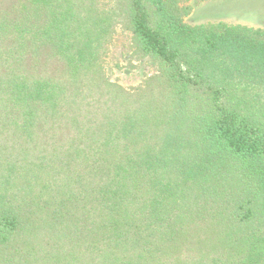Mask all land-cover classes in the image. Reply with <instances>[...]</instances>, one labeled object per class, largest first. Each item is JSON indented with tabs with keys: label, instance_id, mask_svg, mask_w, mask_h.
<instances>
[{
	"label": "trees",
	"instance_id": "16d2710c",
	"mask_svg": "<svg viewBox=\"0 0 264 264\" xmlns=\"http://www.w3.org/2000/svg\"><path fill=\"white\" fill-rule=\"evenodd\" d=\"M190 12L0 0V264H264V29Z\"/></svg>",
	"mask_w": 264,
	"mask_h": 264
},
{
	"label": "rangeland",
	"instance_id": "374dc122",
	"mask_svg": "<svg viewBox=\"0 0 264 264\" xmlns=\"http://www.w3.org/2000/svg\"><path fill=\"white\" fill-rule=\"evenodd\" d=\"M186 22L192 25L224 22L264 29V0H188ZM107 79L125 89L139 87L157 73L149 57H140L131 47L130 33L116 27L105 60Z\"/></svg>",
	"mask_w": 264,
	"mask_h": 264
}]
</instances>
